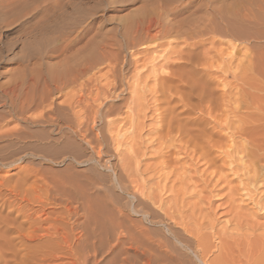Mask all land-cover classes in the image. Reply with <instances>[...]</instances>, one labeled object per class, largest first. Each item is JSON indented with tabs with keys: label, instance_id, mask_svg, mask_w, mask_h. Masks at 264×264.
Here are the masks:
<instances>
[{
	"label": "rangeland",
	"instance_id": "obj_1",
	"mask_svg": "<svg viewBox=\"0 0 264 264\" xmlns=\"http://www.w3.org/2000/svg\"><path fill=\"white\" fill-rule=\"evenodd\" d=\"M69 1L0 0V264H264V1Z\"/></svg>",
	"mask_w": 264,
	"mask_h": 264
},
{
	"label": "bare ground",
	"instance_id": "obj_2",
	"mask_svg": "<svg viewBox=\"0 0 264 264\" xmlns=\"http://www.w3.org/2000/svg\"><path fill=\"white\" fill-rule=\"evenodd\" d=\"M67 1H69V0H66V3H67ZM126 1V0H125ZM169 1L170 0H155L153 3H152V6L154 7V9H153V11L154 10H158V12L159 11H162L163 10V8L166 6V3L168 2L169 3ZM174 1V0H173ZM208 1V4H206V7L207 8H209V10H211L212 11V13L210 14V15H208L209 17L208 18H206V22H204V24L202 25V27H199V24H197V23H199L198 21L199 20H197V18L196 17H194L195 15V12H196V10H197V6H196V0H188V2H186L185 4H179L180 6H179V8H177L176 9V11L174 10V12L176 13V14H181L182 12H184L186 9H190V14L193 16H191V18L190 19H187V20H185L184 21V19H181V20H179V21H177V23L176 24H170L169 26L170 27H168V25L167 24H165V23H163V24H161V21H159V20H157L155 17H153V15H152V13L153 12H149L148 14H146V16H145V18L143 17V18H137L136 19V21H134V22H136V24H137V28H140V29H142L143 30V33L146 35V37H149V38H151V39H153V38H155L156 37V35H158L157 33H158V31L159 30H157V28H159L160 27V31H164L165 32V34L166 33H169V32H172V31H174V32H176V34L178 33V34H180V33H183V31H185V30H183V27L185 26V25H187V28H188V30H189V33H190V39L191 40H189L190 41V43H188V44H192V45H195L196 44V42H195V40H194V38H195V34L196 33H198L199 31H202L203 33H207V32H211V33H216V32H218V33H220L221 35H227L230 31H231V33H232V29H231V27H230V19H235L234 17H236V19L235 20H238L239 19V22L238 23H243V24H245L246 23V21L248 20V18H247V16L249 15V14H245V12H242L243 14H240V13H238L237 11H236V9H239L238 7V3L236 2V4H235V2L233 3V4H235V5H237L235 8L236 9H234V7H232L233 6V4L230 2V4H229V2L227 3V5L225 4V2L223 1V5L225 4L226 6H228V5H230L231 6V4H232V6L230 7V6H228V7H230V8H232V9H234L233 11L230 9V8H227V7H224V6H221L222 4H219L220 5V7H218V9H216V8H214L212 5H211V0H207ZM220 1V0H219ZM252 1V0H251ZM255 1V0H254ZM257 1V0H256ZM262 1V3H263V1L264 0H261ZM58 2V1H57ZM65 2V1H64ZM70 2V1H69ZM68 2V3H69ZM89 2V1H88ZM95 2V1H94ZM240 2V1H239ZM54 4L53 5H56L55 3L56 2H53ZM65 3V4H66ZM71 3V2H70ZM85 3V2H84ZM129 3V2H128ZM147 3V2H146ZM151 3V2H150ZM219 3H221V1L219 2ZM243 3V2H242ZM251 3V2H250ZM260 3V4H259ZM58 4V3H57ZM64 4V3H63ZM63 4L62 5H56L53 9H51V10H53V12H51V15H52V13L53 14H56L55 16H53L52 17V22H53V25H54V22H55V24H56V22H60V21H63L64 20V18L66 17V14H70L71 12L73 13V11L74 10H71V12H68V8H66L65 6H67V5H65L64 7H63ZM127 4V3H126ZM125 4V5H126ZM240 4V3H239ZM257 4H259V5H261V2H257ZM52 5V6H53ZM143 5V4H142ZM202 5V4H201ZM204 5H205V3H204ZM234 5V6H235ZM243 6H246V5H244V4H242ZM242 5H241V7H242ZM73 6V5H72ZM217 6V5H216ZM258 6V5H257ZM261 6H264L263 4L261 5ZM68 7V6H67ZM142 7V6H141ZM203 7V6H202ZM205 7V8H206ZM259 7V6H258ZM243 8V7H242ZM241 8V9H242ZM248 8V7H247ZM262 9V7H259L258 9ZM229 10H231V12L229 11ZM249 10V9H248ZM240 11V10H239ZM259 11H262V10H259ZM264 11V10H263ZM262 11V12H263ZM210 12V11H209ZM209 12H206V13H208L209 14ZM252 12V11H251ZM231 13V14H230ZM236 13V14H235ZM160 14V13H159ZM183 14V13H182ZM227 14H230V15H232V14H235V15H237V16H234L233 17V15H232V18H231V16H229V15H227ZM264 15V14H263ZM98 16V15H97ZM178 16V15H177ZM184 16V15H183ZM198 16V15H197ZM205 16V15H204ZM48 17V16H47ZM159 17V16H158ZM230 17V18H229ZM249 17V16H248ZM202 18V17H201ZM229 18V19H228ZM238 18V19H237ZM250 18V20H251V17H249ZM46 19V18H45ZM198 19H200V18H198ZM204 19V18H203ZM245 19H247V20H245ZM70 20V19H69ZM233 21V20H232ZM51 22V23H52ZM64 22H66V21H64ZM203 22V21H202ZM167 23V22H166ZM58 24H60V23H58ZM73 24H75V22H73ZM242 24V25H243ZM241 25V24H240ZM56 26H57V24H56ZM246 26V25H245ZM68 27V26H67ZM242 27V26H241ZM256 27V26H255ZM56 29V28H55ZM254 29V28H253ZM50 30V29H49ZM86 30V29H85ZM154 30V31H153ZM63 31V30H62ZM80 31V30H79ZM256 31V30H255ZM86 32V31H85ZM173 32V33H174ZM188 32V31H187ZM230 33V34H231ZM236 33V32H235ZM240 33V32H239ZM241 33H243V32H241ZM240 33V34H241ZM245 33V32H244ZM219 34V35H220ZM44 35H45V33H44ZM168 35V34H167ZM174 35V34H173ZM199 35V34H198ZM229 35V34H228ZM162 36V35H161ZM180 36H181V34H180ZM197 36V35H196ZM75 37V36H74ZM222 37V36H221ZM224 37V36H223ZM63 38V37H62ZM122 38V37H121ZM187 38V37H186ZM64 39V38H63ZM125 39V38H124ZM160 39V38H159ZM180 39H181V37H180ZM124 41V40H123ZM178 41V40H177ZM188 41V42H189ZM118 43H120V42H117V44ZM73 44V43H72ZM187 44V43H186ZM93 48V47H92ZM181 49V48H180ZM183 51H182V49H181V52L179 51L178 53H182ZM176 53H177V51H176ZM178 53H177V56H178V59H177V57H174V58H176L177 59V61L180 59L179 58V55H178ZM193 53V52H192ZM188 54V53H187ZM182 56H183V54H181ZM180 55V57H181V62L180 61H176L177 63H178V65H179V62L180 63H183L185 60H188V58H190V57H188V58H182V56ZM190 55V54H189ZM192 55H194V54H192ZM188 56V55H187ZM78 57V56H77ZM81 57V56H80ZM184 57V56H183ZM72 58H75V57H72ZM117 58V57H116ZM166 58V57H165ZM76 59V58H75ZM75 59H72V60H74L75 61ZM95 57L94 56H82V58H77L76 59V61L77 62H94L95 61ZM184 59V61L182 62V60ZM80 60V61H79ZM73 61V62H74ZM75 61V62H76ZM67 62V61H66ZM72 62V61H71ZM72 62V63H73ZM168 62V61H167ZM185 62H187V61H185ZM177 63H175V64H177ZM174 64V63H173ZM187 64V63H186ZM181 65V64H180ZM170 74V73H169ZM168 75V74H167ZM165 78V77H164ZM170 78V77H169ZM167 80V79H166ZM165 81V80H164ZM28 103H30V104H28L27 106H30L31 105V101L30 102H28ZM68 105V104H67ZM90 106V105H89ZM91 107V106H90ZM77 116V115H76ZM78 121V120H77ZM17 132V131H16ZM4 135V134H3ZM100 152V151H99ZM253 154V153H252ZM250 162V161H249ZM251 164V163H250ZM252 165V164H251ZM261 169V168H260ZM120 177V176H119ZM108 179V178H107ZM19 180V179H18ZM21 180V179H20ZM113 180H115V174H114V179ZM22 181V180H21ZM25 181V180H24ZM23 181V182H24ZM23 182H21V183H23ZM89 183H91V181H89ZM18 184V183H17ZM20 184V183H19ZM84 186V185H83ZM19 187V186H18ZM31 190V189H30ZM74 191V190H73ZM28 193H29V190H28ZM77 193V192H76ZM96 195V194H95ZM76 197V196H75ZM93 197V196H92ZM91 197V198H92ZM98 198V197H97ZM86 199V198H85ZM93 199V198H92ZM91 199V200H92ZM95 200V199H94ZM103 201H105V200H103ZM83 202H84V200H83ZM86 202H87V200H86ZM99 202V201H98ZM88 203V202H87ZM95 203V202H94ZM100 203V202H99ZM102 203V202H101ZM86 204V203H85ZM98 204V203H97ZM106 205H108V204H106ZM86 206V205H85ZM91 206V205H90ZM94 207H95V205H94ZM105 207V206H104ZM91 208V207H90ZM86 210V209H85ZM90 210V209H89ZM135 210V209H134ZM114 211V210H113ZM75 213V212H74ZM102 214V213H101ZM100 214V215H101ZM88 215V214H87ZM111 215V214H110ZM90 216V215H89ZM94 216V215H93ZM109 216V215H108ZM116 216V215H115ZM102 217V216H101ZM114 217V216H113ZM108 218H110V217H108ZM93 219V218H92ZM101 219V218H100ZM117 219V218H116ZM105 220H106V217H105ZM108 220V219H107ZM111 220V219H110ZM118 220V219H117ZM102 221V220H101ZM108 222V221H107ZM113 222V221H112ZM175 258V257H174ZM198 258V257H197ZM200 261H202L200 258H198ZM202 264H204V262L202 261Z\"/></svg>",
	"mask_w": 264,
	"mask_h": 264
}]
</instances>
